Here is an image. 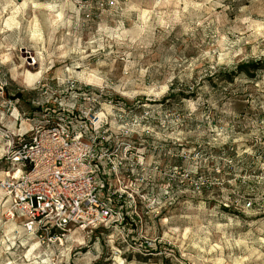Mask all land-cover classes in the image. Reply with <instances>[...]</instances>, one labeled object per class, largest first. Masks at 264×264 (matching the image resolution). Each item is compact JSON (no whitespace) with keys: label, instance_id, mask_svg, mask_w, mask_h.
<instances>
[{"label":"rangeland","instance_id":"374dc122","mask_svg":"<svg viewBox=\"0 0 264 264\" xmlns=\"http://www.w3.org/2000/svg\"><path fill=\"white\" fill-rule=\"evenodd\" d=\"M260 61L264 0H0V185L6 133L95 105L134 196L37 238L0 186V264H264V69L225 80Z\"/></svg>","mask_w":264,"mask_h":264},{"label":"built area","instance_id":"2783aa9c","mask_svg":"<svg viewBox=\"0 0 264 264\" xmlns=\"http://www.w3.org/2000/svg\"><path fill=\"white\" fill-rule=\"evenodd\" d=\"M13 138L5 134L16 169L0 186L12 200L11 217L22 218L27 235L47 238L53 230H85L108 221L124 228L130 218L124 205L134 196L125 185L127 167L112 160L109 117L95 105L45 108L28 138Z\"/></svg>","mask_w":264,"mask_h":264},{"label":"trees","instance_id":"16d2710c","mask_svg":"<svg viewBox=\"0 0 264 264\" xmlns=\"http://www.w3.org/2000/svg\"><path fill=\"white\" fill-rule=\"evenodd\" d=\"M264 69V61L256 62L249 65L240 66L236 69V71H232L225 76V80L232 83L234 76H246L249 79H254L255 74ZM251 71H254L255 74H250ZM19 97V96H18Z\"/></svg>","mask_w":264,"mask_h":264},{"label":"bare ground","instance_id":"6f19581e","mask_svg":"<svg viewBox=\"0 0 264 264\" xmlns=\"http://www.w3.org/2000/svg\"><path fill=\"white\" fill-rule=\"evenodd\" d=\"M14 172V171H13Z\"/></svg>","mask_w":264,"mask_h":264}]
</instances>
